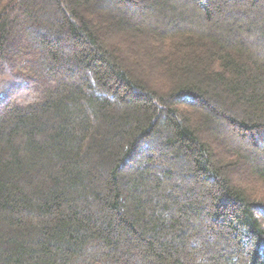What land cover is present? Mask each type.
<instances>
[{
	"label": "trees",
	"instance_id": "obj_1",
	"mask_svg": "<svg viewBox=\"0 0 264 264\" xmlns=\"http://www.w3.org/2000/svg\"><path fill=\"white\" fill-rule=\"evenodd\" d=\"M0 264H264V0H0Z\"/></svg>",
	"mask_w": 264,
	"mask_h": 264
}]
</instances>
